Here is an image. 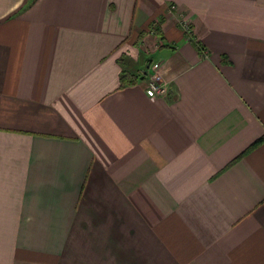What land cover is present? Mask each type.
<instances>
[{
  "label": "crops",
  "instance_id": "obj_1",
  "mask_svg": "<svg viewBox=\"0 0 264 264\" xmlns=\"http://www.w3.org/2000/svg\"><path fill=\"white\" fill-rule=\"evenodd\" d=\"M0 264H264V0H0Z\"/></svg>",
  "mask_w": 264,
  "mask_h": 264
},
{
  "label": "built area",
  "instance_id": "obj_2",
  "mask_svg": "<svg viewBox=\"0 0 264 264\" xmlns=\"http://www.w3.org/2000/svg\"><path fill=\"white\" fill-rule=\"evenodd\" d=\"M152 69L154 72L146 82L145 93L149 99L154 100L158 97H164L168 89L166 83L161 79L158 73V64H154Z\"/></svg>",
  "mask_w": 264,
  "mask_h": 264
},
{
  "label": "trees",
  "instance_id": "obj_3",
  "mask_svg": "<svg viewBox=\"0 0 264 264\" xmlns=\"http://www.w3.org/2000/svg\"><path fill=\"white\" fill-rule=\"evenodd\" d=\"M129 78H130V76H128V75H124V76L122 77V84H123V82H124V83H127V84H131L132 81H131V79H129ZM124 80H127V81H124ZM261 141H262V139L258 140L257 142H255V144H254L253 146L258 145Z\"/></svg>",
  "mask_w": 264,
  "mask_h": 264
}]
</instances>
